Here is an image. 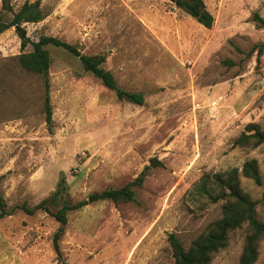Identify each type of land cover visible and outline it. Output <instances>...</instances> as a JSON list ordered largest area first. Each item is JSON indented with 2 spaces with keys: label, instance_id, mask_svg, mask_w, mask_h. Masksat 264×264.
<instances>
[{
  "label": "rangeland",
  "instance_id": "rangeland-1",
  "mask_svg": "<svg viewBox=\"0 0 264 264\" xmlns=\"http://www.w3.org/2000/svg\"><path fill=\"white\" fill-rule=\"evenodd\" d=\"M25 1L12 0L16 8ZM42 1L52 10L27 23L32 40L54 35L105 54L119 87L145 103L118 98L77 56L50 46L49 125L45 78L20 66L14 26L0 34V264H62L60 222L25 207L61 182L74 201L124 186L152 157L162 164L133 201L102 199L69 213L60 239L68 264H175L169 234L189 247L222 215L221 202L201 191L203 176L252 158L262 183L242 176V185L264 219V143H235L248 123L264 127V27L253 17H264V0H204L210 28L175 0ZM243 242L240 228L209 264H243ZM255 264H264V240Z\"/></svg>",
  "mask_w": 264,
  "mask_h": 264
},
{
  "label": "trees",
  "instance_id": "trees-1",
  "mask_svg": "<svg viewBox=\"0 0 264 264\" xmlns=\"http://www.w3.org/2000/svg\"><path fill=\"white\" fill-rule=\"evenodd\" d=\"M182 8L201 24L212 27L215 17L207 9L204 0H175ZM52 8L42 0L25 1L16 8L12 0H2L0 7V34L15 27L21 39L22 52L17 59L20 66L26 71L45 78V111L47 122L52 125L53 111L50 95L49 71L53 59L50 46L64 48L77 56L84 69L100 78L103 84L113 90L120 99L127 98L138 104H144L145 98L141 92H131L119 87L113 71L104 65L107 60L105 54H86L78 45L58 36L43 34L38 40H32L28 35L27 23H36L44 20ZM254 20L259 27H264V17L255 12ZM32 45L31 50L26 48ZM259 52L264 50V42L258 44ZM237 145L257 146L264 143V127L257 122H250L237 138ZM157 157H152L141 173L131 182L121 187H109L101 191H93L86 198L74 201L67 193V185L61 182L59 186L46 194L32 207H25L31 214L37 211H46L54 216L60 225L54 234L55 250L62 264H68L64 259L60 246V239L65 233L69 220V213L102 199H111L115 202L133 201L137 188L143 186L144 181L151 173L152 167L161 165ZM242 176L253 178L262 183V174L257 159L247 160L242 168L232 167L215 173H207L201 180V191L209 195L212 202H221L222 215L213 220L204 231L197 235L186 247L182 239L174 232L169 234L170 247L175 264H209L214 254L226 248L233 232L244 228L243 251L240 261L243 264H255L259 257V246L264 240V219L257 210L258 201L242 185ZM0 217L7 214V202L0 189Z\"/></svg>",
  "mask_w": 264,
  "mask_h": 264
},
{
  "label": "built area",
  "instance_id": "built-area-1",
  "mask_svg": "<svg viewBox=\"0 0 264 264\" xmlns=\"http://www.w3.org/2000/svg\"><path fill=\"white\" fill-rule=\"evenodd\" d=\"M215 106H216V104H215Z\"/></svg>",
  "mask_w": 264,
  "mask_h": 264
}]
</instances>
